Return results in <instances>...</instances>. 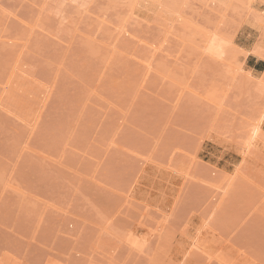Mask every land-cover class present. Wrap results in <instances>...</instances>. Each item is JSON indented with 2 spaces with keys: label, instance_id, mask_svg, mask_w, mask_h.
I'll return each instance as SVG.
<instances>
[{
  "label": "rangeland",
  "instance_id": "374dc122",
  "mask_svg": "<svg viewBox=\"0 0 264 264\" xmlns=\"http://www.w3.org/2000/svg\"><path fill=\"white\" fill-rule=\"evenodd\" d=\"M246 2L0 0V264H264Z\"/></svg>",
  "mask_w": 264,
  "mask_h": 264
},
{
  "label": "bare ground",
  "instance_id": "6f19581e",
  "mask_svg": "<svg viewBox=\"0 0 264 264\" xmlns=\"http://www.w3.org/2000/svg\"><path fill=\"white\" fill-rule=\"evenodd\" d=\"M208 1V0H207ZM236 1V0H235ZM130 2V6L133 10L134 6L138 3L140 4H146V6L154 9V10H157V11H161L163 12L164 14L168 15L170 17V27L172 24H174V22H179L181 24H185L187 25V21L188 22H193V20L187 18L185 16V13L183 12V7L185 4H187V0H129ZM232 2V1H231ZM230 2V3H231ZM258 2H262L263 5H264V0H247L246 2V10L248 13V15L252 14V21H251V24L253 25L254 28H257L259 30H264V12H262L261 14L257 13V11L255 12V10H257L256 8V3ZM245 3V2H244ZM232 4V3H231ZM230 4V6H231ZM242 7V6H241ZM245 9V8H244ZM264 10V9H263ZM195 24V23H194ZM198 25V24H197ZM196 25V26H197ZM199 26V25H198ZM197 26V27H198ZM215 28V27H214ZM213 28V29H214ZM167 29V33L169 32V28H166ZM199 29L203 30V35H204V48H208L207 45L209 43L212 42V38L214 36V34L216 33V30L214 29V31H210L208 29H202V26L201 28L199 27ZM217 30H218V27H217ZM171 31V30H170ZM181 33V32H180ZM191 34H193L191 32ZM233 38V37H232ZM231 38V39H232ZM262 38V37H261ZM230 39V40H231ZM228 42V41H227ZM230 42V41H229ZM230 44V43H229ZM211 45V44H210ZM215 46V44L213 45V47ZM218 46V44H217ZM225 46V45H224ZM229 46V45H228ZM231 46V45H230ZM223 47V46H222ZM217 48V47H215ZM227 48V47H225ZM218 49V48H217ZM224 50V49H223ZM230 50V49H229ZM234 50V49H233ZM242 50V49H241ZM228 51V50H227ZM231 51V50H230ZM236 52V51H235ZM235 52H232L231 51V55L229 60L230 63L233 65L231 66V68L233 67L235 73H239L238 71H241L242 70V62H238L236 60V53ZM244 52V51H243ZM248 54H251L252 56H254L255 58H264V47L262 45H256L255 47H253V49H250L249 51H245L243 54H242V60L244 62V60L247 58ZM226 58V59H228ZM264 60V59H263ZM239 63V64H238ZM232 69V70H233ZM233 71V72H234ZM264 71V70H263ZM264 75V72L261 73ZM263 78V76H262ZM259 79V78H258ZM257 81V80H256ZM260 81V80H259ZM258 81V82H259ZM264 110V109H263ZM261 119L259 118V122H257L256 124L253 125V129H252V134L249 138V140L246 142L245 144V148H249L248 146H250L252 144V139H254L255 135H256V132L259 130L260 128V123L262 121V119L264 118V111L262 112V116H260ZM252 140V141H251ZM246 149L244 150V152H246Z\"/></svg>",
  "mask_w": 264,
  "mask_h": 264
}]
</instances>
